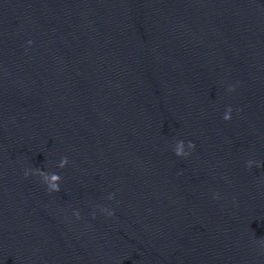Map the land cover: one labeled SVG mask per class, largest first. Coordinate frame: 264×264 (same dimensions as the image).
Masks as SVG:
<instances>
[{
    "label": "clouds",
    "instance_id": "1",
    "mask_svg": "<svg viewBox=\"0 0 264 264\" xmlns=\"http://www.w3.org/2000/svg\"><path fill=\"white\" fill-rule=\"evenodd\" d=\"M29 43H31V42H29ZM228 112L231 113V109H228ZM224 119H225V120H229V119H231V116H230V115H225V116H224ZM189 147L193 148L194 145H193L192 143H189ZM177 155H179V153H177ZM249 166H250V165H249ZM26 175H27V173H26ZM53 188H54L56 191H59V188H56L55 185H53ZM110 215H111V213H110ZM77 216H78V214H77ZM262 243H264V241H262Z\"/></svg>",
    "mask_w": 264,
    "mask_h": 264
}]
</instances>
